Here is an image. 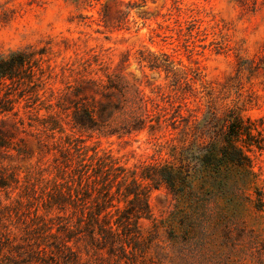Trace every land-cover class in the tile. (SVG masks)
Masks as SVG:
<instances>
[{
    "label": "trees",
    "instance_id": "1",
    "mask_svg": "<svg viewBox=\"0 0 264 264\" xmlns=\"http://www.w3.org/2000/svg\"><path fill=\"white\" fill-rule=\"evenodd\" d=\"M45 51L28 46L0 57V264H214L213 246L232 230L247 240L238 244L246 254L264 264V231L246 224L248 214L264 218V184L250 155L251 146L264 145V116L251 120L238 107L218 108L221 93L198 68H177L166 54L146 61L171 78L168 86L179 100L167 107L129 82L123 69L105 72V80L84 77L88 60L75 72L101 91V99L90 105L83 96L67 107L74 127L104 134H130L152 121L176 131L165 158L129 168L110 155L68 146L53 158L52 169L31 166L21 178L7 161L30 153L12 129L42 127L41 152L53 138L47 131L54 127L34 106L51 76ZM262 64L264 51L256 60H239L236 69L257 71ZM196 83L206 102L201 116L199 106L183 102L196 97ZM157 93L163 101V92ZM21 101L27 121L19 114ZM9 117L10 128L3 124ZM160 187L173 208L156 218L148 195Z\"/></svg>",
    "mask_w": 264,
    "mask_h": 264
},
{
    "label": "rangeland",
    "instance_id": "2",
    "mask_svg": "<svg viewBox=\"0 0 264 264\" xmlns=\"http://www.w3.org/2000/svg\"><path fill=\"white\" fill-rule=\"evenodd\" d=\"M28 46L45 48L44 67L52 68L34 106L40 108L37 116L54 128L47 131L53 136L47 153L38 146L42 127L24 124L22 129H12L15 140L22 139L30 153L14 154L7 161L21 178L31 166L52 169L53 158L60 159V150L68 146H85L87 155H110L129 168L167 156V141L177 132L163 125L157 128L154 121L130 134L109 135L98 128L73 126L69 101L86 96L91 105L101 99V91L75 72L86 60L85 65L90 64L84 77L105 80V72L123 69L129 82L140 84L146 96L167 107L176 100L168 86L171 78L162 68L151 69L146 61L166 54L177 68H198L202 79L221 93L218 108L238 107L251 120L264 116V64L257 71L236 69L239 60H256L264 51V0H0V57ZM68 84L79 91L73 94ZM195 87L196 97L183 102L192 109L199 106L201 116L205 97L199 83ZM158 90L164 94L163 101ZM22 105L23 101L17 105L19 114L27 121ZM50 116L56 119L54 124ZM11 119L3 123L8 128ZM250 155L264 184V145L251 146ZM148 201L156 218L173 208L163 187L152 189ZM252 215H246L247 229L264 231V218ZM241 236L232 230L227 238L218 237L213 263L259 264L238 245L247 242Z\"/></svg>",
    "mask_w": 264,
    "mask_h": 264
}]
</instances>
